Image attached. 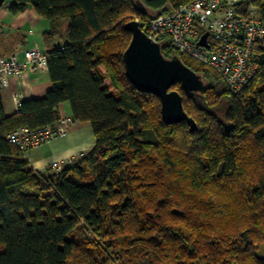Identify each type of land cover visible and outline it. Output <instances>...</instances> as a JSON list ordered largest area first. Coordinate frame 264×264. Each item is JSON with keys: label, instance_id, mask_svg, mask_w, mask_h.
Returning a JSON list of instances; mask_svg holds the SVG:
<instances>
[{"label": "trees", "instance_id": "1", "mask_svg": "<svg viewBox=\"0 0 264 264\" xmlns=\"http://www.w3.org/2000/svg\"><path fill=\"white\" fill-rule=\"evenodd\" d=\"M191 1L15 0L12 13L31 7L51 25L42 46L52 88L12 115L0 97V264H264V45L255 77L233 96L215 71L161 43L203 79L200 93L171 88L194 132L165 124L159 99L125 74L130 18L146 33ZM65 102L95 146L59 172L36 171L6 135L54 126Z\"/></svg>", "mask_w": 264, "mask_h": 264}, {"label": "built area", "instance_id": "2", "mask_svg": "<svg viewBox=\"0 0 264 264\" xmlns=\"http://www.w3.org/2000/svg\"><path fill=\"white\" fill-rule=\"evenodd\" d=\"M258 0H193L150 20L146 34L158 43L168 41L174 51L215 71L233 96L240 94L255 77L259 64L256 47L264 45V8ZM139 22V19L136 18ZM207 47L199 44L205 34ZM17 54L0 59V90L6 76L20 79L29 67L48 69V57L37 43ZM24 96L13 95L15 113L21 112ZM63 116L54 126L22 127L6 135L10 145L26 153L67 135L76 125ZM76 159L55 162L51 169L62 170Z\"/></svg>", "mask_w": 264, "mask_h": 264}, {"label": "crops", "instance_id": "3", "mask_svg": "<svg viewBox=\"0 0 264 264\" xmlns=\"http://www.w3.org/2000/svg\"><path fill=\"white\" fill-rule=\"evenodd\" d=\"M15 0H6L0 7V59L17 54L23 61L24 49L37 43L43 49V34L50 30V23L40 17L33 8L28 7L24 12L14 14L10 7ZM55 26L64 32L65 22H57ZM64 41V40H63ZM52 88V82L47 70L34 67L27 68L20 79L9 76L3 78L0 97L6 115L15 113L13 95L21 92L24 101L43 98ZM60 117H72L71 106L68 102L59 105ZM95 146L93 130L88 123L77 122L66 136L52 140L50 143L31 149L24 154L29 166L36 171H48L55 162L68 159H78Z\"/></svg>", "mask_w": 264, "mask_h": 264}, {"label": "water", "instance_id": "4", "mask_svg": "<svg viewBox=\"0 0 264 264\" xmlns=\"http://www.w3.org/2000/svg\"><path fill=\"white\" fill-rule=\"evenodd\" d=\"M6 0H0V7ZM141 9L144 6L137 1ZM124 29L131 40L123 53L125 74L131 85L139 92L156 96L161 105L162 120L167 125L186 121L190 131L197 130L195 121L188 117L183 109V98L171 88L179 82L185 92L204 91L205 85L200 75L187 67L179 58L167 59L162 55L161 47L142 31L136 20L127 22ZM206 33L199 44L207 47Z\"/></svg>", "mask_w": 264, "mask_h": 264}, {"label": "rangeland", "instance_id": "5", "mask_svg": "<svg viewBox=\"0 0 264 264\" xmlns=\"http://www.w3.org/2000/svg\"><path fill=\"white\" fill-rule=\"evenodd\" d=\"M136 18H134V17H131L130 18V20L129 21H132V20H135ZM128 21V22H129ZM195 65H201L200 63H198V62H196V61H192ZM204 69H207L206 67H204V66H202ZM75 238L76 239H78V238H86V239H88L89 238V236H87V235H85L84 233H83V231H80V232H77L76 234H75ZM256 254H257V256L258 257H260V258H264V245H262V246H260L259 247V249L256 251Z\"/></svg>", "mask_w": 264, "mask_h": 264}]
</instances>
